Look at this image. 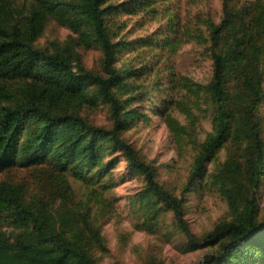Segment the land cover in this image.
Here are the masks:
<instances>
[{"label": "trees", "instance_id": "obj_1", "mask_svg": "<svg viewBox=\"0 0 264 264\" xmlns=\"http://www.w3.org/2000/svg\"><path fill=\"white\" fill-rule=\"evenodd\" d=\"M159 1L168 0H0V264H99L96 253L107 248L102 224L116 209L109 189L118 183L112 170L119 156L128 174L142 177L134 198L142 209L152 219L171 211L189 247L209 249L199 264H264L257 200L264 179V0H222L217 21L198 16L185 28L168 12L165 28L151 37L127 38L120 15L151 14ZM49 20L68 33L40 44ZM185 40L205 45L211 60L207 83H184L193 101L211 105V131L197 143L176 193L123 132L145 114L139 103L165 113L180 84L172 69L151 74L153 61L139 47L165 45L173 53ZM90 47L100 50L97 68L83 60ZM127 52L134 53L123 57ZM100 103L109 125L83 112ZM169 124L180 134L183 126ZM193 125L183 129L192 142ZM221 149V165L208 171ZM206 190L226 201L229 218L196 236L184 217V194Z\"/></svg>", "mask_w": 264, "mask_h": 264}, {"label": "rangeland", "instance_id": "obj_2", "mask_svg": "<svg viewBox=\"0 0 264 264\" xmlns=\"http://www.w3.org/2000/svg\"><path fill=\"white\" fill-rule=\"evenodd\" d=\"M222 0H168L159 1L151 14L138 12L135 15H120L123 32L126 37L141 39L151 37L157 31L165 28L167 13L179 17L185 28L194 25L198 16H210L217 21L221 15ZM68 29L49 20L39 38L40 44L53 40H62ZM167 35L172 37L168 31ZM168 48V46H167ZM165 47L140 46L142 57L153 61V71L164 75L167 69L174 70L180 83L174 92L175 103L167 104L165 113L155 112L151 103H139L138 110L144 112L134 124L123 132L124 137L132 144L137 153L148 162L156 172L157 180L168 189L179 193L192 166L196 145L203 141L211 131V105L202 100L193 101V96L187 92L186 81L205 84L211 75V60L206 46L194 40H185L176 45L171 53ZM134 53V52H133ZM127 52L123 55H132ZM83 60L89 67H98L100 50L97 47L82 49ZM164 79V77H163ZM152 98L154 90L149 94ZM137 104L136 102L132 105ZM189 113L182 110L185 107ZM264 112V102L261 105ZM84 114L96 124L109 125L110 119L106 106L98 104L85 109ZM169 119H174L177 125L189 130L190 122L194 125V142L189 133L182 129L180 134L171 127ZM112 174L118 183L109 191L114 197L115 211L102 224V234L105 238L106 250L98 251L99 264H141L150 259H161L165 264H199L203 255L209 250L205 246L189 247L185 236L176 227L171 211H163L157 219H152L151 213L144 211L135 196L143 186L142 177L128 174L126 161L119 156ZM224 159V150L208 162V171L218 168ZM74 187L78 183L71 180ZM185 215L190 230L200 236L210 230L216 222L229 218L226 201L212 191L201 194H184ZM260 215H264V179L257 194Z\"/></svg>", "mask_w": 264, "mask_h": 264}]
</instances>
